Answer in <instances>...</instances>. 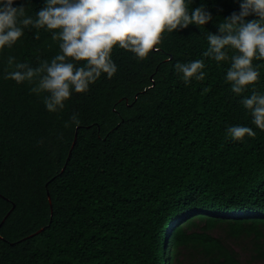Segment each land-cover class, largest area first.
Segmentation results:
<instances>
[{
    "label": "trees",
    "instance_id": "1",
    "mask_svg": "<svg viewBox=\"0 0 264 264\" xmlns=\"http://www.w3.org/2000/svg\"><path fill=\"white\" fill-rule=\"evenodd\" d=\"M239 3L190 0L207 24L165 32L143 60L114 47L115 75L55 113L33 84L4 79L9 56L51 61L52 32L26 28L0 51V264H245L235 244L264 261V131L241 103L264 94V60L238 96L231 61L202 56ZM43 6L30 0L27 14ZM197 59L205 79L186 85L174 66ZM74 113L80 124L65 128ZM230 126L256 135L233 140Z\"/></svg>",
    "mask_w": 264,
    "mask_h": 264
},
{
    "label": "clouds",
    "instance_id": "2",
    "mask_svg": "<svg viewBox=\"0 0 264 264\" xmlns=\"http://www.w3.org/2000/svg\"><path fill=\"white\" fill-rule=\"evenodd\" d=\"M190 0H44L35 17L27 14L30 0H0V51L12 48L24 35V29H46L51 39L58 42L59 52L51 61L42 60L36 67L17 62L9 56L4 79L17 84L27 81L37 95L46 93V110L55 113L75 93H85L102 74L111 79L118 71L112 59L118 46L143 60L158 50L165 32L178 31L190 24L204 26L212 15L203 6L189 11ZM254 15L256 19L245 18ZM39 39V36L36 37ZM208 47L202 53L217 63L231 61L226 81L236 95L247 86L257 83L260 73L253 60H264V0H240L239 12H232L218 24V33H208ZM235 54L229 56L227 49ZM79 62H84L79 66ZM177 73L187 85L193 79L203 81L205 60L177 62ZM250 111L252 123L264 131V94L253 90L241 100ZM79 114L74 113L64 127L79 125ZM227 134L233 140L245 136L254 138L248 126H230ZM43 143V141H40Z\"/></svg>",
    "mask_w": 264,
    "mask_h": 264
},
{
    "label": "rangeland",
    "instance_id": "3",
    "mask_svg": "<svg viewBox=\"0 0 264 264\" xmlns=\"http://www.w3.org/2000/svg\"><path fill=\"white\" fill-rule=\"evenodd\" d=\"M234 247L239 252L240 258L245 264H264L263 260H252L251 257L255 255V251L254 248H251L249 245L239 246L235 244Z\"/></svg>",
    "mask_w": 264,
    "mask_h": 264
},
{
    "label": "water",
    "instance_id": "4",
    "mask_svg": "<svg viewBox=\"0 0 264 264\" xmlns=\"http://www.w3.org/2000/svg\"><path fill=\"white\" fill-rule=\"evenodd\" d=\"M75 141V140H74Z\"/></svg>",
    "mask_w": 264,
    "mask_h": 264
}]
</instances>
